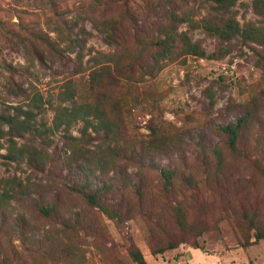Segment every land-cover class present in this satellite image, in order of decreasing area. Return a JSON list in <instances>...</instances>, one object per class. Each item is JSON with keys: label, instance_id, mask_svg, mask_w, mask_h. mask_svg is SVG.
Masks as SVG:
<instances>
[{"label": "rangeland", "instance_id": "rangeland-1", "mask_svg": "<svg viewBox=\"0 0 264 264\" xmlns=\"http://www.w3.org/2000/svg\"><path fill=\"white\" fill-rule=\"evenodd\" d=\"M110 1L0 0V114L36 115L0 122V264H264V44L210 34L212 0L171 54L157 23L183 3L132 0L110 44ZM226 17L264 33L253 0ZM83 104L101 119H58Z\"/></svg>", "mask_w": 264, "mask_h": 264}, {"label": "trees", "instance_id": "trees-1", "mask_svg": "<svg viewBox=\"0 0 264 264\" xmlns=\"http://www.w3.org/2000/svg\"><path fill=\"white\" fill-rule=\"evenodd\" d=\"M132 0H111V7L120 11V14L114 15V17H110L111 30L107 31L104 27L100 28V30L105 34L108 43L110 44H119L117 43L119 39V29L122 25L126 24L127 19L129 18V12L133 9V1ZM153 0H151L152 2ZM157 4H155V9L161 8L164 2H168L169 4L178 5V3H183L188 11H184V14H178V11H183V9H175L171 13H167L169 15H163L159 17V21L157 23V28L161 31L160 33H164L166 35V39L162 41H158L159 47L165 52L172 53V48L175 47L173 44L176 41V36L174 32L177 31V27L180 23L188 22L191 18V8L188 6L190 0H154ZM215 7L212 8V17L210 21L207 23L206 28L208 32L212 35L218 36L223 40H232L237 35H240L244 38H248L253 40L258 44H264V33L262 30H256L251 28L242 30L238 24L234 23L231 18H227L226 15L229 13L230 9L238 2V0H212ZM253 4L255 8L261 13L264 17V0H253ZM130 19V18H129ZM104 25V24H103ZM189 51L197 54L203 53V51L199 50L198 45L189 44ZM80 53V52H79ZM96 110V111H95ZM93 110V105L91 104H83L70 107L62 108L58 113V119L62 120V123H66L69 125L72 122L77 120H85L88 121L90 115L92 113H96L98 117L101 119V112H98L97 109ZM24 119L20 120L19 115H1L0 114V122H4L6 125L10 127L17 126L18 128H24V131H29L32 129L30 121H33L36 115L32 111H23ZM243 123V122H242ZM242 123L232 124L226 128V132L228 134V145L232 150L237 149V142L239 139V131L244 128ZM97 130H105V127L113 132L114 128L110 124H105V121L100 123ZM245 124V123H244ZM105 126V127H104ZM36 130V129H33ZM88 198L95 202L93 196H88ZM257 230V229H256ZM264 240V230H258L255 236V241ZM134 258L139 264H147L144 260L143 256L140 253H133Z\"/></svg>", "mask_w": 264, "mask_h": 264}]
</instances>
